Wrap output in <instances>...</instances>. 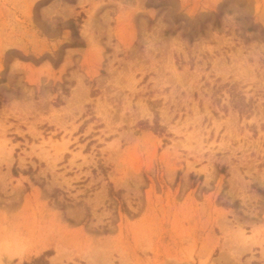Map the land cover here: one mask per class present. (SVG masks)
<instances>
[{"label":"rangeland","instance_id":"374dc122","mask_svg":"<svg viewBox=\"0 0 264 264\" xmlns=\"http://www.w3.org/2000/svg\"><path fill=\"white\" fill-rule=\"evenodd\" d=\"M0 264H264V0H0Z\"/></svg>","mask_w":264,"mask_h":264}]
</instances>
